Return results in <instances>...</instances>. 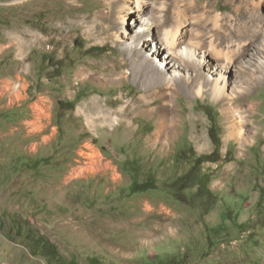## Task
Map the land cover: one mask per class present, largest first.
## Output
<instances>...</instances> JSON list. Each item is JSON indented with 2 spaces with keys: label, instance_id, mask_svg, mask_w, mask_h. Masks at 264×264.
<instances>
[{
  "label": "rangeland",
  "instance_id": "374dc122",
  "mask_svg": "<svg viewBox=\"0 0 264 264\" xmlns=\"http://www.w3.org/2000/svg\"><path fill=\"white\" fill-rule=\"evenodd\" d=\"M108 1L0 0V264H264V77L255 81L252 52L264 37L227 77L250 87L235 103L256 104L242 147L226 137L221 103L183 90L169 100L151 85L122 43L140 16L125 37V0L113 11ZM253 1L148 0V11L170 20L158 37L181 21L183 39L209 40L217 13L229 38L236 25H264V0ZM95 98L109 119L97 109L91 128ZM172 100L174 120H161ZM138 103L153 112L133 113ZM160 124L177 130L169 144ZM210 154L197 168L205 206L177 198L169 183ZM134 180L155 187L136 192Z\"/></svg>",
  "mask_w": 264,
  "mask_h": 264
},
{
  "label": "bare ground",
  "instance_id": "6f19581e",
  "mask_svg": "<svg viewBox=\"0 0 264 264\" xmlns=\"http://www.w3.org/2000/svg\"><path fill=\"white\" fill-rule=\"evenodd\" d=\"M119 2V0H109V9L111 8V11H113L117 7L115 5H118ZM260 3L261 0L253 1L255 6H260ZM149 7L150 3L148 0H125V3L120 8L119 18L121 24L124 25L122 33L125 37H130V24L134 14L140 16L139 24H136L138 28L136 34L131 37L130 42L126 40V42H122L124 49L128 51L133 63L136 60L135 62L138 68L147 76L148 81L153 83L151 85H160L163 87L164 90L161 93L166 95L167 99H169L170 95L173 97L179 95L180 91L183 90L188 94H196L203 97L210 96L214 101L221 103L222 113L225 116L226 137L228 139L235 138L242 147L245 146L249 139L244 134V127L249 120V112L256 104L254 105L253 102H249L248 105L245 104L248 106V109H245L242 104L235 103V100L244 96L246 90L250 87L244 86L246 81H236L231 86L227 77L232 70V66L240 62L241 58L245 55L250 54L256 41L264 37L262 20L260 19L261 21L258 26L249 24L242 26V28L237 27L235 24L236 29L233 30L234 33L229 38L228 33L224 29L223 15L217 13L212 16L217 31L209 37V40H203L201 38L202 35H199L194 41H186L181 36V21L180 24L177 21V24L174 23L171 27L162 29L164 30L162 37L156 36L154 26L159 25L160 27L166 25L170 20L168 21L167 18H162L164 21L161 19L159 20L160 24H158V19L153 18L152 13L148 11ZM254 14H257V12ZM146 42L151 45L149 52H146L148 48ZM255 48H257L255 49L257 51L252 52L258 54L256 64L262 69V72L255 76V81H257L264 77V55L262 56L261 54L262 50H264V43L262 48L261 46ZM212 59L216 61L212 62ZM242 67L246 68L247 65L244 63ZM84 74L88 78L89 73ZM115 75L114 73H110L104 76L115 82L119 80L118 77L123 78L122 76L117 77ZM103 84H106V82ZM247 92L249 91L247 90ZM146 97L147 93L142 94L136 101L147 102ZM174 103V100H172V106L168 105L169 107H164V110L159 115L161 120L167 121L169 118L172 121L174 120L176 110H178ZM82 108L81 106L79 107L78 113H81ZM89 108H91L90 111H88ZM97 109L99 114L102 113V116L105 117L103 122H108L109 119L107 118L106 108L102 107L98 98H95L93 104L86 105V110H84L87 114L86 123L91 128L98 126L97 120L94 117V112ZM110 109L107 108V111H110ZM131 109L135 114H147L154 110L153 108H143V106H139V103L138 105L134 104V107ZM120 111L119 109L113 110L114 113ZM124 116H126V112ZM113 117L115 118L117 116ZM162 128L163 126L160 124L156 131V136L160 139L161 135L166 133L164 142L169 144L170 140L177 134V130L172 126L167 129Z\"/></svg>",
  "mask_w": 264,
  "mask_h": 264
},
{
  "label": "trees",
  "instance_id": "16d2710c",
  "mask_svg": "<svg viewBox=\"0 0 264 264\" xmlns=\"http://www.w3.org/2000/svg\"><path fill=\"white\" fill-rule=\"evenodd\" d=\"M213 140L215 143L219 146L220 144V137L216 134H213L212 129L210 131ZM214 153V152H213ZM208 160H215L211 158L210 155H204V156H199L196 159V162L194 166L185 174L181 175L178 177L176 180L173 182H170L168 187L170 188V191L177 197V198H182L184 201L187 202H192V204H199L198 206H205L203 203L206 199L203 193V186L206 184V178L205 174H201L199 170L197 169L198 166H200L203 162L208 161ZM134 187V191H144L149 188H154L155 186L150 185L149 181L146 182H138L136 180L133 181L132 183ZM192 185H195L198 187V190L196 191L195 195L192 193L187 192V189L190 188ZM209 195L213 192L208 189ZM262 195H264V187H262ZM206 195V193H205Z\"/></svg>",
  "mask_w": 264,
  "mask_h": 264
}]
</instances>
